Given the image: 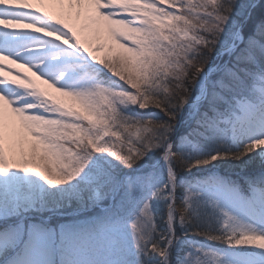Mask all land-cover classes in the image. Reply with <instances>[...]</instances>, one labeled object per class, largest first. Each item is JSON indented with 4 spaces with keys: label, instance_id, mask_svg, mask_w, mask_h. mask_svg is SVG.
Wrapping results in <instances>:
<instances>
[{
    "label": "snow or ice",
    "instance_id": "1",
    "mask_svg": "<svg viewBox=\"0 0 264 264\" xmlns=\"http://www.w3.org/2000/svg\"><path fill=\"white\" fill-rule=\"evenodd\" d=\"M60 5L70 16L75 9L86 31L98 35L106 27L120 50L98 58L102 46H86L75 28L58 19L53 23L37 4L0 0V61L20 62L59 94L30 77H23L26 83L0 77V173L11 170L19 156L18 170L49 184L81 180L102 187L122 210L142 204L132 224L137 247L149 239L144 230L155 229L151 201L166 198L168 235L148 246L161 264H172L174 223L185 226L204 208L219 213L222 230L197 228L192 235L264 250V0H67L66 5L60 0ZM147 109L165 119L146 118ZM185 123L215 145L209 154L189 158L174 149L172 134ZM38 152L55 165V173L47 165L38 170ZM222 160L238 162L235 178L194 185L177 205L178 170H202ZM201 195L207 199L194 203ZM232 212H243L248 223ZM196 251L200 255L193 259L189 253L186 264H219L215 251Z\"/></svg>",
    "mask_w": 264,
    "mask_h": 264
},
{
    "label": "rangeland",
    "instance_id": "2",
    "mask_svg": "<svg viewBox=\"0 0 264 264\" xmlns=\"http://www.w3.org/2000/svg\"><path fill=\"white\" fill-rule=\"evenodd\" d=\"M30 2L40 6L42 11H48L54 18L53 23L58 19L61 21V26L66 23L75 28L86 46L93 49L102 46V50L96 53L98 58L110 57L120 50L107 34L106 27L102 26L98 35L86 31L83 28L85 23L83 17L77 20L75 9L72 10L71 16L68 15L66 7L61 9L60 0H42V3L39 0H30ZM66 3L67 0H65V5ZM109 46L113 48L112 52L108 51ZM6 63L19 72H22L21 68L25 69L37 85L53 95H59L52 89H48L47 85H43L41 81L36 80L32 72L20 62L10 64L6 61ZM0 77L11 80L5 76L4 71L0 72ZM18 82L20 83V80ZM5 117L6 119L11 117L10 110H5ZM192 124L185 123V129L191 128ZM17 125L19 126L18 119ZM182 125L179 126V130ZM172 142L175 150L188 153L189 158L207 155L210 149L215 147L206 140V137L197 136V134L188 136L187 132L183 135L179 133L172 139ZM232 146L238 147L235 141H232ZM39 156L38 152L34 161L38 170L44 171L46 165L52 170V165H55L48 160H41ZM12 163L14 167L11 170L7 173H0V219H5L8 212H16L15 215L19 218L14 219L13 222H6L7 226L0 229V264H161L160 258L155 253H151L148 246L160 242L161 236L167 237L168 235L167 206L169 201L166 198L151 201L155 229L151 233L145 229L143 234L149 239L137 247L138 234L132 228V224L140 214L142 204L133 210H122L112 198L109 205L98 206L92 212L84 214L82 211L79 213L75 211L65 215L60 210L71 207L70 201L77 195L89 197V190H92V203L101 202L103 196L100 194V188L102 187L81 180H73L70 184L52 185L34 172L18 170L16 166L23 167L19 156ZM160 163L163 164V161L161 160ZM214 169H216L215 164L211 167L210 175L216 177L221 172ZM52 171L55 173L56 169ZM236 172L238 171H224L222 175L232 174L235 177ZM163 181H167L166 168L163 170ZM188 190L195 191L196 189L191 186ZM174 195L179 205L176 191ZM202 197L205 196L202 195ZM39 209L47 211L46 215L36 216L31 212ZM231 214L238 216L242 222L248 223L243 212H232ZM208 217L219 219V213L211 211ZM55 219L65 220L61 223V220L55 221ZM14 222L21 223L20 227H17ZM26 223L29 226L23 225ZM58 225L60 228L57 233L54 229ZM29 227H31L30 230H28ZM20 245H23L22 251L15 254ZM253 246L231 247L227 244L206 243V249L215 251L221 257L219 264H253V262L259 264L260 261H264V250L255 249ZM196 248L199 247L189 246L184 238L178 240L171 249L172 264H177V261L186 264L185 258L189 253L193 259L199 256L200 253L196 251ZM3 252H9L12 255L8 257V254L4 257Z\"/></svg>",
    "mask_w": 264,
    "mask_h": 264
},
{
    "label": "trees",
    "instance_id": "3",
    "mask_svg": "<svg viewBox=\"0 0 264 264\" xmlns=\"http://www.w3.org/2000/svg\"><path fill=\"white\" fill-rule=\"evenodd\" d=\"M145 116L150 117V118H154V119H158V120H163L165 119V117L163 116L162 113H158V110L156 109H147L145 112ZM195 127V125H191V128H189L188 130L185 129V124H183L179 130V127L174 131V133L172 134V139L174 137H177L179 135V133L181 135H183V133L187 132L188 136H193L195 135V133L193 132V128ZM198 136V134H197ZM207 140V138H206ZM233 149H235L236 147L232 146ZM204 156V155H202ZM159 158V154H157L156 159ZM216 169L214 170H218L221 173L216 177H224L227 176L226 175H222V172L224 171H229V172H233V171H239V166H238V162H234V161H230V160H222V161H218V162H214ZM213 164V165H214ZM212 167V166H211ZM211 167H207L205 170L201 169H196L193 168L191 171H184V170H178V178H177V182L179 184V186L176 188V193H177V201L179 202V204L183 201L184 199V194H186V192L188 191V188L194 185H204L206 183H208L213 176L210 175V170ZM56 169L55 166L52 165V170ZM57 171V169H56ZM235 178V177H233ZM70 184V182H69ZM95 185V184H94ZM97 186V185H95ZM100 187V186H99ZM100 194L101 196H103V200L101 202L96 201L95 203H92V190H89V194L91 196L89 197H79V195L75 196L74 199L72 198L71 202V207L68 208H64L63 210H60L61 212H63L65 215L72 213V212H80L82 211V213L86 214L89 212H92L94 209H96L98 206H104V205H109V203H111L112 200V196L109 195L106 190H104L103 188H100ZM197 200H206V197H201L197 198ZM196 200H194L195 203ZM106 203V204H103ZM200 211V216L194 217L192 222L189 224H186L185 226H181L178 222H175V235L178 238L175 243L178 242V240L180 239H185V242H187L189 244V246L192 247H199V248H204L206 249V243H211V242H207L205 238L200 237V236H195L191 234V230L192 229H201V230H209L213 233H220L221 232V221L219 219H217L216 217L212 218V217H208V212H209V208H204V209H199ZM32 213L36 214V216L39 215H46L47 211H42L41 209L36 210V211H31ZM31 212H29L31 214ZM41 212V213H40ZM15 213H7L6 214V218H2L0 219V229L5 228L3 226H5L7 223L9 222H13V220H18V216L15 215ZM191 215V213H190ZM12 216V217H10ZM34 220V219H32ZM56 220H61L60 222L63 223L65 219H55ZM7 222V223H6ZM15 223V222H14ZM15 225H17V227L21 225L18 224V222L15 223ZM23 225H28V223L23 224ZM7 226V225H6ZM29 226V225H28ZM31 227L28 228V230H30ZM59 225L56 229H54L55 232L58 233L59 231ZM27 232V230H26ZM26 241V240H25ZM208 245V244H207ZM210 245V244H209ZM23 249V245H20L18 247V252H16L15 254H18L22 251ZM3 251V250H2ZM4 257L8 255V257H10L12 254H10L9 252H3ZM14 254V255H15Z\"/></svg>",
    "mask_w": 264,
    "mask_h": 264
},
{
    "label": "bare ground",
    "instance_id": "4",
    "mask_svg": "<svg viewBox=\"0 0 264 264\" xmlns=\"http://www.w3.org/2000/svg\"><path fill=\"white\" fill-rule=\"evenodd\" d=\"M0 64L4 65V74L10 79H16L20 80V83H26L23 77H31V74L29 75L27 71L23 68H21L22 72H19L11 65L6 63V61H0Z\"/></svg>",
    "mask_w": 264,
    "mask_h": 264
}]
</instances>
